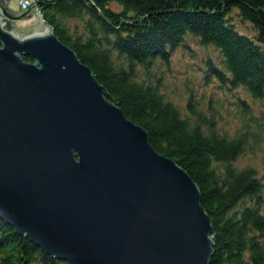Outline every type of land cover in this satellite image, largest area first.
Wrapping results in <instances>:
<instances>
[{
	"label": "water",
	"instance_id": "95a60500",
	"mask_svg": "<svg viewBox=\"0 0 264 264\" xmlns=\"http://www.w3.org/2000/svg\"><path fill=\"white\" fill-rule=\"evenodd\" d=\"M11 1L0 0V216L72 264H211L196 181L51 25L8 26L39 0Z\"/></svg>",
	"mask_w": 264,
	"mask_h": 264
},
{
	"label": "trees",
	"instance_id": "16d2710c",
	"mask_svg": "<svg viewBox=\"0 0 264 264\" xmlns=\"http://www.w3.org/2000/svg\"><path fill=\"white\" fill-rule=\"evenodd\" d=\"M39 5L45 23L91 67L110 99L198 184L215 229L211 264H264V167L238 164L250 133H258L229 132L215 108L205 111L191 100L181 109L162 91L156 73L177 49L210 46L220 57L208 59L206 77L263 98L264 0H39ZM234 11L252 24L253 36L237 26ZM238 98L250 113V104ZM0 264L72 263L49 254L0 216Z\"/></svg>",
	"mask_w": 264,
	"mask_h": 264
},
{
	"label": "rangeland",
	"instance_id": "374dc122",
	"mask_svg": "<svg viewBox=\"0 0 264 264\" xmlns=\"http://www.w3.org/2000/svg\"><path fill=\"white\" fill-rule=\"evenodd\" d=\"M11 6L17 7V0H12ZM232 16L243 32L251 36L255 34L250 22L242 21L235 11ZM46 25L37 14L14 20V30L20 34L40 30ZM219 57L217 49L210 46L203 47L196 43H191L190 47L177 49L170 64L162 65L156 71L162 78L161 89L183 110H187L189 100L194 102L195 107L205 111L215 108L220 118L219 124L229 132L237 130L257 132L256 137L250 133V143L246 154L238 161V164H253L261 169L264 167V97L255 99L240 89L227 90L216 79L206 77L208 59L218 60ZM238 96L250 104V113H244ZM253 138L255 142L252 141Z\"/></svg>",
	"mask_w": 264,
	"mask_h": 264
},
{
	"label": "built area",
	"instance_id": "2783aa9c",
	"mask_svg": "<svg viewBox=\"0 0 264 264\" xmlns=\"http://www.w3.org/2000/svg\"><path fill=\"white\" fill-rule=\"evenodd\" d=\"M32 2H33V0H17V5H18V8H22V10H28L30 8ZM33 12L35 14H37L42 20H44L42 13H41V10H40L39 1L36 2V6L33 9Z\"/></svg>",
	"mask_w": 264,
	"mask_h": 264
},
{
	"label": "crops",
	"instance_id": "0c3cea01",
	"mask_svg": "<svg viewBox=\"0 0 264 264\" xmlns=\"http://www.w3.org/2000/svg\"><path fill=\"white\" fill-rule=\"evenodd\" d=\"M10 6H11V2H10ZM11 7H13V6H11ZM13 8L17 9L18 7H13Z\"/></svg>",
	"mask_w": 264,
	"mask_h": 264
},
{
	"label": "bare ground",
	"instance_id": "6f19581e",
	"mask_svg": "<svg viewBox=\"0 0 264 264\" xmlns=\"http://www.w3.org/2000/svg\"><path fill=\"white\" fill-rule=\"evenodd\" d=\"M44 27V26H43Z\"/></svg>",
	"mask_w": 264,
	"mask_h": 264
}]
</instances>
